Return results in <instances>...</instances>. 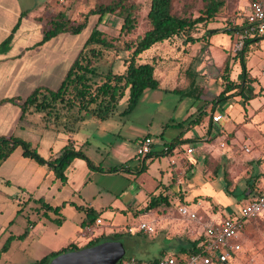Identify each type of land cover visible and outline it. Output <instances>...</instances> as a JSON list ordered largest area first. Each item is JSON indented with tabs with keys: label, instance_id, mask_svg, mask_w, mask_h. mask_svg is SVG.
Listing matches in <instances>:
<instances>
[{
	"label": "rangeland",
	"instance_id": "1",
	"mask_svg": "<svg viewBox=\"0 0 264 264\" xmlns=\"http://www.w3.org/2000/svg\"><path fill=\"white\" fill-rule=\"evenodd\" d=\"M57 1V10L49 14L47 23L58 11H62L70 24L77 25L83 23L87 13L94 9L98 2L110 0H55L53 6ZM224 1V9L208 25L207 30L213 31L211 27H217L216 29L226 33L225 30L231 28L228 26L230 23H240L242 19L240 16L244 15L242 1ZM42 2L43 0H28L27 6L35 12L39 10ZM135 3L138 7V20L137 29L132 35L120 34L122 20L114 15L105 16L98 25V29L112 43V48L103 50L101 58L94 62L93 82L99 83L108 70L122 73L133 49L131 45L137 36L140 37L146 32L145 17L149 9V1L135 0ZM202 4V0H175L174 11L177 14L185 12L197 16ZM96 22V16H89L88 26L80 34L66 35L78 44L77 55L84 47ZM199 29L193 34L195 39L204 36L199 41L185 44L184 37L178 36L169 41L157 42L141 54L138 64H154V75L159 81V87L145 90L131 113L124 114L127 107L125 97L118 103L112 115L103 122L85 113L79 115L77 109L71 110L72 113L69 116L66 111L67 116L64 120L60 116L62 120L59 122L48 121L44 117V122L52 129L51 134L42 141H38L39 145H31L32 148L43 159H49L51 146L54 148L53 152L60 148V143L55 141V136L67 135L65 128H71L75 132V136L72 135L73 139L78 146H81V151L89 160L104 170H110L119 168L123 162L125 167L137 166L136 151L139 143L146 138L151 140L153 150L162 151L164 145H170L180 135L196 137L201 131V127L196 123L199 108H202L207 101L219 97L224 91V67L228 65L230 68L228 73L230 81H240L242 67L237 53L243 48L239 33L228 34L231 40L230 47L225 50L224 47L220 46V48L217 44L211 43L213 34L207 37L205 36L207 30L203 27ZM245 59L249 77L254 81L249 82L242 97L249 98L250 101L245 102L240 97L230 98V105L224 110L225 113L220 109L211 113V115L220 114L223 117L219 126L225 127L230 123L227 129H222L221 133L214 135L213 140L206 141L208 144L213 141L212 147L220 154L215 158L211 156L213 151L209 153V148L208 151L205 148L203 170L206 172L203 171L204 174L201 172L202 168L195 167V162L201 155L199 142L183 145L184 148L193 146L195 151L191 157H186L194 176L187 179L188 172L185 167L180 175V178H184L181 189L187 194L197 190L196 192L204 195L217 194L216 196L222 198L225 192L217 189L218 182L208 185L204 183L206 180L204 175L209 174L213 181L220 167L224 169L223 176L230 183V190L236 185L246 187L250 178L260 175L256 182V191L264 189V40L250 46ZM192 82L195 83L193 87H197L194 95L199 98L195 101L183 95L184 92L191 90ZM29 119L37 120V116H29ZM206 136L208 134L203 137ZM180 154L183 153L180 152ZM161 160H163L162 163L167 161L166 157ZM176 161L179 164L183 163L177 158ZM155 170L153 166L142 179L139 177L135 181L130 175L95 174L93 182L101 187L103 193L101 204H110L112 200L120 196L117 199L119 202H127V204L130 202L129 204L134 203L136 206L137 201L131 194L137 191L142 180L146 183L145 190L160 183ZM59 186L60 181L55 178L52 171L47 166H41L31 159L24 158L20 147L15 149L0 166V264H35L51 253L67 248L70 243L73 244L72 241L86 243L87 239L82 237L84 232L81 233L82 236L78 235L82 217L76 208H60L58 212L43 208L45 204L55 208L63 200H67V190ZM105 189L110 192L108 193ZM167 189L169 188L163 190ZM124 190H127V195L122 194ZM173 192L172 195L177 196L179 200L184 196L182 192ZM251 197L254 196L251 195ZM224 200L227 201L226 198ZM242 201L244 202L243 199ZM131 212L117 213L115 217H103L101 231L96 230L94 237L102 239V242L117 239L125 250L123 259H132L131 256L141 259L157 257L162 250L168 253L176 252L174 243L178 239L174 237L175 231L172 230V224L166 227L170 235L172 232L171 236L141 233L138 230V224L141 221L151 220V217H137L139 214L144 215L147 211ZM202 215L201 213L200 217ZM175 217H177L176 214ZM204 219L206 218L203 217V222H205ZM29 225L32 228H29L27 236L24 239H16ZM128 227H132L133 233H127ZM9 236H14L15 239L10 243L8 250L2 252V247ZM239 240L243 250L231 264H264V216L254 221H246ZM63 254L65 253L61 255ZM50 261L52 259H49L46 264Z\"/></svg>",
	"mask_w": 264,
	"mask_h": 264
},
{
	"label": "crops",
	"instance_id": "2",
	"mask_svg": "<svg viewBox=\"0 0 264 264\" xmlns=\"http://www.w3.org/2000/svg\"><path fill=\"white\" fill-rule=\"evenodd\" d=\"M54 1L55 0H43V2L40 4L39 10L32 12L27 6L28 0H0V138L8 139L9 137H14L29 142L32 146H34L39 145L38 141H42L51 134L52 129L44 122V114L30 111L21 118L22 112L20 107L22 102L35 89L44 88L54 90L58 88L71 63L74 61L77 55L76 49L78 44L73 38L66 36L69 33L60 34L47 41L45 44L39 45L43 38L44 31L47 29L46 19L49 14L54 13L55 9L57 8H51ZM241 1L243 4L242 12L245 13L246 7L248 6L250 0ZM216 28L217 27H211V29L216 31L213 35H211V43L217 44L218 47L222 46L226 50L230 47V36H228L226 33H222ZM194 97L190 99L194 101L199 99L197 97L194 99ZM215 100L216 98L212 101H207L204 103L202 108H199V114H203V117H200L198 120L196 119V123H198L197 125L201 127V131H199L197 136L183 137L180 135L178 137L180 140L188 141V143H186L187 145L194 142H199L201 146V155L200 159L195 162V167L199 166L202 168L201 172L204 171L203 161L206 153L205 148H207L206 151H208L209 148V153L213 151L211 156L215 158H217L218 154H220L219 151H215V148L212 147L213 141L210 144H208L206 141L209 139L213 140L214 135L221 133L222 129H227L230 123L229 122L228 125L223 127L219 126L222 120L219 123L211 122L213 115L210 114V110L212 107L215 109L214 111H216V109L217 111L220 109L222 112H224V110L230 105V99H228L227 104H222L221 106H217V103L213 104V101ZM248 101H250V99ZM67 113L69 116L72 112L67 111ZM67 113L64 110L61 112L63 120L67 116ZM28 115L31 117L37 116V120L29 119ZM61 120L62 119L60 118L58 122ZM65 131L67 135L62 136L61 134V137L55 136V141L60 143V148L53 152L54 148L51 146V156L49 159L54 158V156L57 155L68 143H72L77 149L81 147L78 146L75 142L76 140L73 139V136H75V132H73L74 130L72 131L71 128H65ZM206 134H208V136L203 137ZM182 146L183 145H176L174 148L175 152L170 151L169 153H163V150L157 151L151 148L152 151L150 154L157 156L148 158L147 160H145V158L150 154L139 156L137 155L136 151L135 160L137 161V166L135 165L133 168H130L129 166L125 167L123 162L121 164L122 166L118 168L117 172L111 173L106 172V170L105 172L90 170L85 161L81 159H75L65 171V176L67 179L66 183L63 186H61L60 183L59 186V188L67 190V200H63L62 203L57 205L55 208H75L74 205L82 206L84 208H92L100 214L98 219L101 220V223L97 224L96 222L94 226L90 228L92 229V235H84V238L87 239L85 244H81V242H78V244L72 241L73 245L83 248L90 240L97 238L94 237V234H96V230L97 232L101 231L100 226L103 224V217H115L117 213H126L131 211L134 212L135 210L145 211L144 209L149 203L150 197L163 194L167 196V203L162 202L159 207L148 210L144 217H151V220H148L147 222L153 224L155 231L150 235L165 234L167 236H171L173 234L171 232L170 235V231H168L169 229L167 228L170 224H172V230L173 232L175 231L174 237L178 239L177 242L174 243V247L177 249L175 253H177L180 249L187 247L194 241H198L199 243L203 231L201 224L182 219L177 213L178 206H188L191 210L195 211L199 217L202 213L204 216L202 215V217H200L201 221L204 217L206 218L204 219L205 221L219 222L227 217H234L238 214L241 206L245 205L249 200L254 199L259 194L264 192V189L262 191H256V182L261 176L260 175L253 177L252 179L250 178L246 183V187L236 185L232 190H230L233 191L235 189L233 195L225 193L226 196L223 195L222 198L216 196L217 194L204 195L200 192H196L197 190H193L187 194L186 191L181 189L182 180H184V178H180V175L185 167L186 171L188 172L186 178L191 179L194 176V172H192L191 166H189V161L187 159L189 156L191 157L195 151H193V153L190 155L184 154L186 148ZM165 147L168 146L164 145L163 149ZM188 147L193 148V146ZM180 152L183 154H180ZM163 157H166V163H162L163 160L161 159ZM176 158L178 160H182L183 163H180L181 165L177 163L178 161H176ZM144 160L145 171H143L141 174H137V169L141 167ZM218 164L220 165L219 162ZM153 166L156 169V176L159 177L158 179L160 183L157 186L152 185L151 188L145 190L144 185L146 183L144 180H142L136 189L137 191L134 192L133 195L131 194L135 201H137L136 206L134 203L129 204L130 202H128V204L127 202H119L117 199L120 196H117L118 198L112 200L110 204H101L102 202L100 201H102L103 193L101 187L93 182L95 174L104 175L116 173L120 175H130L135 181L139 177L142 179ZM130 169H132V171ZM223 170L224 169L220 167V170L213 181H211L209 174L204 175V178L206 179L204 183L208 185L212 182H218L217 189L224 192L225 180L223 176ZM176 174H178L177 177H175ZM11 181L13 182L14 180ZM169 186L172 187L170 188ZM167 187L169 189L164 191L163 189ZM105 191H108V193L110 192V190L106 189ZM173 191L182 192L184 196L179 200L177 196L172 195L174 193ZM249 191L255 192H253V194H248ZM255 193H257L256 196L254 195ZM122 194L127 195V190H124ZM251 195L254 197H251ZM224 198H226L227 201H225ZM163 206H165V208H162ZM80 214L82 220L80 222L78 235L83 233L81 231V223L85 217L82 212H80ZM175 214L177 217H175ZM142 216V214H139L137 217ZM29 228H32V226ZM97 235H99V233H97ZM109 241H117V239H110ZM173 254L174 253H168L162 250L159 252V256L157 257L152 256L151 258L147 257V259H141L131 256L130 258L139 261H153ZM52 261H50L49 264H51Z\"/></svg>",
	"mask_w": 264,
	"mask_h": 264
},
{
	"label": "trees",
	"instance_id": "3",
	"mask_svg": "<svg viewBox=\"0 0 264 264\" xmlns=\"http://www.w3.org/2000/svg\"><path fill=\"white\" fill-rule=\"evenodd\" d=\"M148 1L149 9L145 17L147 30L142 36H137L135 42L131 45L133 49L128 61L125 64V69L122 73H114L113 71L108 70L105 74H103V78H101L99 83L92 81V74L95 72L93 64L96 60L101 58L103 50L112 48V43L107 39L104 33L98 29V25L102 22L105 16L114 15L122 20L120 34L126 36L132 35L137 29L138 20V7L135 0L100 1L95 5L94 9L87 13L83 23L77 25L70 24V22L66 19L65 14L62 11H58L54 18L47 23V29L44 31L43 38L39 45H43L50 39L63 33H70L74 36L80 34L88 26L89 16H96L97 22L96 25L92 27L84 47H82L74 61L71 63L59 87L54 90L44 88L35 89L21 104V118L27 112L31 111L44 114L45 119L48 121L58 122L63 110L71 111L73 109H77L79 115L81 113H85L97 121L103 122L112 115L118 103L125 97L127 107L124 114L131 113L137 106L145 90L157 89L159 87V81L154 75V64H138L141 54L157 42L165 40L169 41L178 36L184 37L185 44L199 41L204 38V36L199 39H195L193 34H195L196 31H199V28L201 27L207 30L208 25L217 18L219 13L225 7L224 0H202L203 4L201 9L198 11V15L193 16V14L185 12L177 14L174 11L175 0ZM52 7H58V1L55 3V6H51V8ZM242 15L240 17H243ZM231 24L232 23L228 25L231 26V28H228L225 32L227 34H233L235 32L239 33L241 28L236 24ZM215 32L216 31L214 30H207L205 36L209 37ZM262 40H264V35L260 37L255 36L243 41V48L237 53L242 67L241 79L239 82L230 81L228 77L230 68L226 65L224 67V91L216 98V102L213 101V104L217 103V106H221L222 104H227L228 99L237 96L241 97L243 101L248 102L249 98H243L242 96L249 82L254 80L249 77L247 71L245 59L246 52L250 46L257 45ZM87 47L88 50H86ZM194 85L195 83L192 82L191 90L183 93L185 97L192 98L193 96H196L194 95V91L197 87L194 88ZM214 110L215 109L212 107L210 114L213 113ZM200 117H203V114L200 113L197 120ZM186 143H188V141L180 140V138L177 137L170 143V145H168V150L172 151L176 145H184ZM18 147L22 149V156L24 158L31 159L41 166H47L52 171L55 178L60 181L61 186H63L67 180L65 171L75 159L85 161L90 170L105 172V170L100 166L94 165L93 162L89 160V158L81 151V149L75 148L72 143H68L64 146L62 150L54 156V158L45 160L36 152L34 148H32L29 142L14 137H9L8 139L0 138V166ZM162 152L164 153V151ZM154 156L157 155H147L145 160L153 158ZM145 160L143 161L141 167L137 169V174H141L145 171ZM117 170L118 168H112L110 170H106V172H117ZM229 186L230 183L225 180L224 192L226 194L233 195L235 189L230 191ZM248 194H253V191H249ZM254 195L256 196L257 193ZM162 202L167 203V196L163 194L152 196L150 197V201L144 210L148 211L157 208ZM74 206L85 216L81 223L82 232L85 231V228H91L94 226L97 220H99L98 218L100 214L92 208ZM43 208L45 210H53L54 212L59 211L58 208H52L46 204L43 205ZM262 216L250 221L257 220ZM30 226L31 225H29V227ZM29 227L21 236L16 237V239H24L28 234ZM14 239V236H9L6 243L2 247V252H6L8 250L10 243ZM101 243H103L102 239L96 238L90 240L83 248H77L75 245L70 244L67 248H64L60 252L51 253L48 256L43 257L35 264H46L49 259H54L62 253L90 248ZM197 243L198 241L190 243L187 247H183L177 253L170 255V257H174L179 264H185V262L192 255L200 253V249L197 248Z\"/></svg>",
	"mask_w": 264,
	"mask_h": 264
},
{
	"label": "built area",
	"instance_id": "4",
	"mask_svg": "<svg viewBox=\"0 0 264 264\" xmlns=\"http://www.w3.org/2000/svg\"><path fill=\"white\" fill-rule=\"evenodd\" d=\"M241 30L240 40L260 37L264 35V0H250L246 11L240 23L234 22ZM222 120L220 114L212 116L213 123H219ZM152 143L149 138L141 141L137 149V155L145 156L152 151ZM169 153L168 147L163 149ZM175 152V149L172 150ZM194 151L193 148L185 149L186 154L190 155ZM248 152V150L246 149ZM178 215L190 222H196L202 225L203 231L197 248L200 253L192 255L185 264H231L236 261L237 256L242 252L243 248L240 242V234L246 221H250L259 216L264 215V192L254 199L249 200L245 205L241 206L238 214L234 217H227L219 222L205 221L202 222L197 213L186 205L177 207ZM142 218H145L144 216ZM101 220H97L100 224ZM138 230L141 233L153 234L155 229L153 224L147 221H141L138 224ZM128 233H133L132 227L127 228ZM92 229L85 228L84 235H92ZM116 264H179L174 257H162L153 261H139L136 259H121Z\"/></svg>",
	"mask_w": 264,
	"mask_h": 264
},
{
	"label": "water",
	"instance_id": "5",
	"mask_svg": "<svg viewBox=\"0 0 264 264\" xmlns=\"http://www.w3.org/2000/svg\"><path fill=\"white\" fill-rule=\"evenodd\" d=\"M125 250L118 241H107L96 246L68 252L53 259L51 264H116Z\"/></svg>",
	"mask_w": 264,
	"mask_h": 264
}]
</instances>
